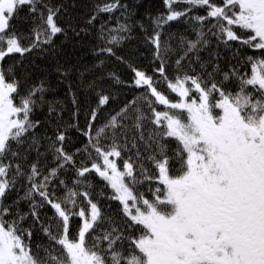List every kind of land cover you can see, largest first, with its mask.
Listing matches in <instances>:
<instances>
[{
    "label": "snow or ice",
    "instance_id": "1",
    "mask_svg": "<svg viewBox=\"0 0 264 264\" xmlns=\"http://www.w3.org/2000/svg\"><path fill=\"white\" fill-rule=\"evenodd\" d=\"M164 2L167 12L152 20L150 33L139 25L158 62L149 75L134 66L139 52L117 54L136 26L122 0H100L86 13L76 11V0H0V264H264V0ZM25 9L27 36L12 24ZM198 9L205 14H192ZM171 22H192L195 39L173 43L168 33L162 40ZM93 35L98 63L80 77L95 75L84 81L83 99L69 85L71 122L59 101L47 100L44 80L24 87L16 65L5 66L15 54L55 59L57 38ZM212 37L233 52L228 71L216 63L208 72L199 55ZM249 49L259 54L246 55ZM105 59L129 67L131 84L105 72ZM248 65L250 73L242 72ZM55 70L67 77L72 69L57 61ZM160 79L176 99L158 89ZM123 87L142 91L112 108ZM45 106V119L36 118ZM72 129L87 143L70 152ZM68 171L71 184L63 178ZM90 174L113 190L108 199L119 202L118 216L94 202ZM45 208L52 215L42 218ZM73 217L81 221L74 232ZM34 228L48 241L35 251Z\"/></svg>",
    "mask_w": 264,
    "mask_h": 264
},
{
    "label": "trees",
    "instance_id": "2",
    "mask_svg": "<svg viewBox=\"0 0 264 264\" xmlns=\"http://www.w3.org/2000/svg\"><path fill=\"white\" fill-rule=\"evenodd\" d=\"M79 7L76 9L78 13L90 12L91 6L100 0H76ZM122 2L127 3L134 10V15L132 17V22L136 25L132 32V38L125 43L123 48L118 51V55H123L129 51L139 52L140 55L133 58L134 66L140 70L145 71L149 75H153V68L158 66L157 61L152 59V49L150 45H146L143 42V33L139 27L140 24H143L144 27L150 33L153 28L152 20L167 12L165 7L164 0H122ZM179 9H182L184 5H177ZM195 15H204L203 9H198L194 13ZM117 16L119 13L116 14ZM107 20V16L103 15L101 19L97 22V28L100 22ZM111 25L115 24V21H109ZM12 24L15 26V31L17 34L27 36L30 35V29L32 27L31 18L28 16L27 10H22L19 12V15L13 19ZM171 33L173 35V43L176 42L179 36L183 35L189 39H195V34L192 31V22H171L169 25L164 28V35H162V40L166 39L167 34ZM29 41L24 40V43L27 44ZM99 43L93 36H81V37H70L65 40L63 37L57 38V44L61 47L62 52L55 59H44L43 57L36 56L33 53L26 54L23 58L19 54L7 57L5 59V66L16 65V75L17 78L22 79L24 87H29L32 84L39 83V81L44 80L46 86L50 87V91L46 94V98L49 101H59L64 106L63 120L71 122L72 120V110L73 106L69 99V85L72 86V91H76L79 88V95L83 99L86 95L87 89L84 85V81L93 78L95 71L85 72L84 79L80 77V73L84 72L85 69H92L93 65L98 63V59L93 55V49ZM235 47V42H232ZM243 52V50H242ZM219 54L218 57L216 54ZM246 55H258V52L253 50H247ZM200 57L206 64V69L208 72H212L213 64L218 63L220 65L221 71H228L232 65L235 64L233 60V52L231 49L225 48L222 44L218 45L214 37L211 38V43L208 48L200 51ZM175 57L173 56V59ZM22 60L23 70L26 72V77H22L21 65L18 63ZM59 61L60 64L65 65V67L71 68V72L67 77L61 76L56 72V63ZM197 72H199V65H194ZM187 68V64L185 65ZM105 72H115L121 77V79L127 81L129 84L132 82L133 73L129 67L125 64H121L114 59H105ZM242 72L250 73V65L241 68ZM167 73L169 78L175 73L174 63L169 62L167 67ZM159 79L158 75L156 77ZM221 75H216V80L219 82ZM105 87H108V82H105ZM158 89L163 91L165 95H168L170 99H176L175 93H169L164 82L160 79ZM140 89L133 87H123L120 89L118 96L117 104L112 105V108H117L118 105H122L129 100H132L134 97L138 96ZM59 107V106H58ZM157 110H164V106H159ZM47 115V106L44 110L37 113L39 119H45ZM107 113H105V117ZM104 122L103 119L98 120V124L102 125ZM80 126H84V115L83 113L79 117ZM70 136L72 143L68 145V150L70 152L75 151L76 148H83L87 143L86 138L81 136L75 129L70 131ZM107 143V141H105ZM128 153H122L124 158H127ZM133 159L134 152H133ZM34 159V157L29 158ZM81 157H77L79 161ZM50 163V161H49ZM118 163L121 164L122 161L118 160ZM63 178L71 184L72 180L75 179V175L72 171H68L63 174ZM89 183L91 187L88 189L92 194L94 202H98L102 212L112 216H118L119 202L115 200L108 199L113 193V190L107 186V182L100 178L98 175L90 174ZM83 190V189H82ZM139 190L145 194L147 197H151V193L147 191V185L140 186ZM20 195H23L21 190ZM57 196L62 194L61 188H56ZM16 198V193H13L9 198V202ZM23 211H27V205L23 202L20 205ZM42 218L43 214L46 213L47 216L52 215V210L50 208H45L41 210ZM27 223L25 226H27ZM81 221L79 218L73 217L71 221V231L74 232L77 227L80 225ZM47 238L36 228L33 229V250L35 251L36 246L39 244H47Z\"/></svg>",
    "mask_w": 264,
    "mask_h": 264
},
{
    "label": "rangeland",
    "instance_id": "3",
    "mask_svg": "<svg viewBox=\"0 0 264 264\" xmlns=\"http://www.w3.org/2000/svg\"><path fill=\"white\" fill-rule=\"evenodd\" d=\"M149 199L151 198V197H148Z\"/></svg>",
    "mask_w": 264,
    "mask_h": 264
}]
</instances>
